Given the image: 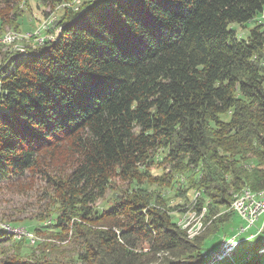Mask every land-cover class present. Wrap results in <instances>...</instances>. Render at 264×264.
<instances>
[{
	"label": "trees",
	"instance_id": "obj_1",
	"mask_svg": "<svg viewBox=\"0 0 264 264\" xmlns=\"http://www.w3.org/2000/svg\"><path fill=\"white\" fill-rule=\"evenodd\" d=\"M10 5L0 0V32L18 20L2 15ZM263 11L264 0H95L65 14L58 37L50 29L52 40L25 54L7 52L0 185L31 178L52 186L91 225L59 228L84 244L87 264H202L211 233L188 240L168 214L136 195L106 215L92 207L116 172L135 179L157 150L202 170L210 220L238 191L264 190V27L245 39L233 28ZM61 153L67 169L54 179L49 169ZM229 215L214 220L213 234ZM62 217L59 226L67 223ZM7 242L0 232V253ZM7 259L0 264H26Z\"/></svg>",
	"mask_w": 264,
	"mask_h": 264
},
{
	"label": "rangeland",
	"instance_id": "obj_2",
	"mask_svg": "<svg viewBox=\"0 0 264 264\" xmlns=\"http://www.w3.org/2000/svg\"><path fill=\"white\" fill-rule=\"evenodd\" d=\"M54 1L10 0L11 5L3 10L2 15L6 20H13L14 17L18 20L14 22L13 27L7 25L0 32V65L3 64L1 61L7 52L11 55L18 52L25 54L28 47L41 44L54 35L58 37L61 29L55 30L57 22L69 11L79 13L86 3L95 0H63L57 4ZM255 26L264 27V11L247 25H233V28L236 29L239 39H245ZM50 29L54 32L52 36L46 34ZM11 55L7 58L10 59ZM223 120L228 121L229 117H223ZM63 154L61 153L49 169L50 176L54 179L60 178L67 169L68 156L64 157ZM245 163L253 164L251 159ZM252 167H255V164ZM200 172L202 170L199 168L173 161L166 151L157 150L150 153L137 167L135 179H125L122 174L116 172L105 196L92 207L93 212L106 215L113 206L136 195L138 199L148 202L151 208L168 214L188 235L202 237L211 233V237L214 231L218 230V226L213 224L214 220L221 219L222 215H229V207L219 216L216 213L211 220L208 219L211 216L212 201L204 197ZM226 180L230 182L232 177L228 175ZM246 189L248 188L238 191L237 195ZM221 210L224 209L218 211ZM69 211L72 213L68 218ZM66 216L67 223L63 226L57 225L59 218L62 217L64 222ZM120 220L122 219H117L116 222ZM89 224L83 223L79 212L70 210L58 199L52 186L42 180L30 178L19 183L0 185V232L9 238V242L3 245L4 252L0 253V259L5 262L9 260L8 256L26 264H87L80 260L85 253L84 244L75 240L70 230L59 228H90ZM245 225L246 223L236 215L224 228H220L211 241L206 242L205 249L207 252L216 250L225 236L232 235ZM257 242L258 240L247 242L240 246L234 257L236 262L242 263L249 254L255 253L253 245ZM222 264H230V261L226 260Z\"/></svg>",
	"mask_w": 264,
	"mask_h": 264
},
{
	"label": "water",
	"instance_id": "obj_3",
	"mask_svg": "<svg viewBox=\"0 0 264 264\" xmlns=\"http://www.w3.org/2000/svg\"><path fill=\"white\" fill-rule=\"evenodd\" d=\"M52 39L53 38L51 37L50 40H52ZM249 190H251V189H249ZM263 191H260V192H263ZM252 192L260 193V192H255V191H252ZM235 196H234V198H235ZM234 198H233L232 203L229 206L228 213L234 214V217L236 215L238 217H240L236 212H234L231 209V206L234 202ZM240 218L246 223V225L238 228L237 231L232 233V235L225 236L221 240L220 245L216 250L211 251V252H207V250L205 249L206 243L204 244V247H203L204 249L202 252L204 260H203L202 264H222L226 260H229L230 264H264V262H262V260L264 259V217L259 218V220L257 222H255L252 226L249 225L248 221H246L242 217H240ZM222 228H224V227H222ZM242 230H244V232L241 233ZM184 232L186 233L187 238L190 241H194L195 239L200 237V236H193L192 237V236L188 235L186 231H184ZM214 235H216V233L213 234L208 240L211 241V239ZM234 238L236 239L238 244L235 245V247L230 252L226 253L225 243L229 242L230 240H232ZM256 240H258V242L255 245H253V249L255 250V253L249 254L242 263H237L236 259L234 258L236 255L237 249L240 246H242L244 243L254 242ZM217 256H219L220 258L219 259L214 258Z\"/></svg>",
	"mask_w": 264,
	"mask_h": 264
},
{
	"label": "built area",
	"instance_id": "obj_4",
	"mask_svg": "<svg viewBox=\"0 0 264 264\" xmlns=\"http://www.w3.org/2000/svg\"><path fill=\"white\" fill-rule=\"evenodd\" d=\"M235 210H244L243 219L248 221L249 225L254 224L259 220V218L264 217V200L261 203H252L249 197V199H246V205L244 208H237ZM242 232H244V230H242L241 233ZM237 244L238 242L235 238L225 243L226 253L230 252ZM214 258L219 259L220 257L217 256Z\"/></svg>",
	"mask_w": 264,
	"mask_h": 264
},
{
	"label": "bare ground",
	"instance_id": "obj_5",
	"mask_svg": "<svg viewBox=\"0 0 264 264\" xmlns=\"http://www.w3.org/2000/svg\"><path fill=\"white\" fill-rule=\"evenodd\" d=\"M51 24V22H50ZM14 34V33H12ZM15 35V34H14ZM6 38V37H5ZM14 38V37H13ZM12 38V39H13ZM16 39V38H15ZM14 39V40H15ZM15 42V41H14ZM4 43V42H3ZM252 203H261L264 200V191L260 193H254L250 191L249 189L244 190L241 194L236 195L234 198V202L231 206V209L235 211L240 217L244 218V210H235L237 208H244L246 205V199H249ZM201 225V224H200ZM253 224H250L252 226ZM188 226V225H187ZM186 226V227H187ZM197 226V225H196ZM204 225H202L203 227ZM185 227V226H184ZM189 228V227H188ZM200 228V227H199ZM187 229V228H186ZM192 229V228H191ZM201 229V228H200ZM199 229V230H200ZM197 230V228H196ZM205 230V229H204ZM192 234V233H191ZM199 234V233H198ZM197 234V235H198ZM199 236V235H198Z\"/></svg>",
	"mask_w": 264,
	"mask_h": 264
}]
</instances>
